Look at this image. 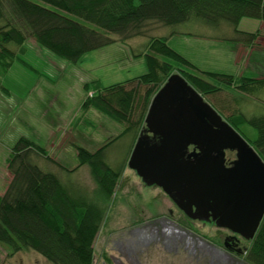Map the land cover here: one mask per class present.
Returning <instances> with one entry per match:
<instances>
[{
    "label": "trees",
    "instance_id": "16d2710c",
    "mask_svg": "<svg viewBox=\"0 0 264 264\" xmlns=\"http://www.w3.org/2000/svg\"><path fill=\"white\" fill-rule=\"evenodd\" d=\"M38 1L0 0V72L19 60L29 39L74 64L119 41L149 39L146 51L136 56L144 58L145 75L110 87L100 81L84 87L93 95L84 102L83 111L93 108L117 123H128L122 136L131 133L133 127L144 129L154 96L177 71L205 99L212 97L215 103V98L230 88L247 93L264 85V80L257 78L242 77L238 81L232 75L203 71L174 50L168 37L150 36L149 28L174 29L193 20L212 27L227 24L235 32L230 41L250 47L256 44L260 32L239 31L238 27L245 18L264 22V0ZM142 87L146 88L143 96ZM134 117L138 120L133 123ZM225 120L264 160V115L234 111ZM109 147L107 144L95 153L78 148L80 167L90 168L97 185L91 200L90 194L72 189L61 178L64 173L70 174L63 168L48 163L47 170L40 166L38 156L52 162L40 144L25 137L19 139L7 160L12 179L0 196V244L12 255L34 251L51 264H96L94 245L105 218L103 202L114 196L121 177V170L105 161ZM245 262L264 264V219L248 245Z\"/></svg>",
    "mask_w": 264,
    "mask_h": 264
},
{
    "label": "rangeland",
    "instance_id": "374dc122",
    "mask_svg": "<svg viewBox=\"0 0 264 264\" xmlns=\"http://www.w3.org/2000/svg\"><path fill=\"white\" fill-rule=\"evenodd\" d=\"M260 22V20L245 18L240 22L238 30L256 33ZM150 31V36L160 37H169L177 32L188 34L195 39H203L205 45H210L216 40L235 37L234 29L227 24L212 27L200 20H193L174 29L162 28L160 31V28L154 30L150 28ZM261 36L255 45L250 47L242 45V50L241 48L240 52L238 50L239 60L244 59L242 63L247 65L248 69L250 66L251 69L241 73L240 68L233 69L227 59L225 71L228 73H225L226 75H232L238 81L242 80V77L264 80V35ZM116 38L119 41V38ZM148 41V38H138L128 42L119 41L115 45L87 54L77 64L56 56L38 45L34 39L26 42L22 47L23 52L19 60L5 72H0L2 73L0 75V107L1 112H6L7 117L4 122H0L2 123L0 125V196L4 195L12 179L7 164L11 148L22 137L38 142V136L44 130L40 107L45 106L42 109L47 115L54 116L57 113V116H60V106L55 103L56 99L50 100L51 97L58 95L48 94L45 98L40 96L39 91L42 89L41 83L49 82L50 77H55L57 89L64 90L62 96H68L70 106L76 111L73 117L77 115L81 117V123L86 126L83 129L76 128L74 132H68L67 135L65 130L54 128L55 134L51 135L46 143L39 142L52 162L40 156L36 158V161L42 164L44 162L55 164L58 168H63L62 165H64L72 173L69 175L64 173L61 178L69 182L72 189L80 188L90 194L91 200L95 196L97 185L90 168L80 167L78 148L95 153L110 144L105 161L113 169L121 170L116 193L109 201L103 202L105 218L94 245L95 263L234 264L216 253L217 258L214 256L215 252L209 250V241L216 231L214 226H204L202 223L189 221L160 188L146 186L138 175L129 169L131 154L142 132L140 127H133L131 133L122 136L128 123H117L93 108L87 111L82 109L83 102L93 95V92L87 93L84 90L87 84L100 81L104 87H110L147 73L144 58L136 56L146 51ZM180 41L173 40V46L198 60L196 56L200 49L196 43L201 42L190 40L192 44H184V40ZM18 51L20 50H17V53ZM206 55L199 56L202 59L200 66L213 62L211 57ZM260 57H262V72L258 66ZM216 61L219 62V60ZM195 62L198 64V61ZM211 68L214 67L209 69ZM174 74L180 73L177 71ZM2 87L6 88L10 94L1 92ZM145 89V87L141 88L142 96ZM215 99L217 103L212 97H206L205 100L224 119L234 111L242 112L247 116L264 115V85L255 87L247 93L233 87L229 89V92H222L219 98ZM41 100L44 102L43 105ZM25 106H27V112L23 110V108L26 109ZM2 117L4 118L3 114ZM137 120L134 117L132 122ZM227 159L234 160L235 155L229 153ZM165 219H171L172 222ZM238 263L243 264V262H235V264ZM0 264L51 263L30 250L12 255L6 246L0 244Z\"/></svg>",
    "mask_w": 264,
    "mask_h": 264
},
{
    "label": "water",
    "instance_id": "95a60500",
    "mask_svg": "<svg viewBox=\"0 0 264 264\" xmlns=\"http://www.w3.org/2000/svg\"><path fill=\"white\" fill-rule=\"evenodd\" d=\"M128 167L191 220L250 241L264 219V160L180 74L154 96Z\"/></svg>",
    "mask_w": 264,
    "mask_h": 264
},
{
    "label": "crops",
    "instance_id": "0c3cea01",
    "mask_svg": "<svg viewBox=\"0 0 264 264\" xmlns=\"http://www.w3.org/2000/svg\"><path fill=\"white\" fill-rule=\"evenodd\" d=\"M149 28H153V30H154L156 28H159V26L153 25ZM258 31H260L262 33L261 37H263V35H264V22L263 21L260 22V25H259L258 30L256 32H258ZM249 33H251V32H249ZM168 39H169L170 46L174 50L179 52L181 55H183L185 58H187L189 61H191L194 65H196L198 68H200L203 71L216 72V73H221V74L222 73H224V74L228 73V71H225V68H226L225 63L227 62V59H228L229 65L232 66L233 69H236L235 67L240 68V71H242L241 73H243V71L246 69H247L246 72L251 69L250 66L248 69L247 65H244L242 63L244 59L239 60L238 57L240 54H238V50H239V52L242 50V48H241L242 45L241 44L234 45L235 43H233V42L231 43L230 40L232 39V37L231 38H224L223 40H216L214 43H212L210 45L209 44L205 45L203 39H195V37L189 36L188 34L178 33V32L175 34H171L168 37ZM175 39L181 40L180 42H182L184 40L183 41L184 44H186V43L192 44V42L190 40H195V42L196 41L201 42V43H196L198 45V49H200V52L196 56V57H198V60L193 59L194 56H191V54H189V53L185 54V51L179 50V48L173 46L172 43H173V40H175ZM193 44H195V43H193ZM227 44H229V45H227ZM240 48H241V50H240ZM221 50H227L228 52H219ZM204 54H207L206 56L211 57V59L213 60V62L210 64H207V65L202 64L203 66L208 67L207 69L204 68L203 66L199 65L200 61L202 60V59H200L199 56L204 57ZM216 60H219V62H217ZM263 60H264V58H263ZM195 61H198V64ZM259 61L260 62L258 63V66L262 72V69H263L262 57L259 58ZM246 64H248V62ZM210 67H214V68L209 69ZM40 86H42V89L39 90L41 97H45L48 94L53 95L55 93L58 95L57 97H51L50 100L52 98L56 99L55 103L59 104L58 106H60L59 107L60 116L58 117L57 113H55L54 116L53 115H47L46 113L43 112V109H42L45 106L40 107L41 108L40 111L42 112L41 119H42V125H44L43 126L44 130L42 132H40V134L38 136L39 137V140H37L38 144H40L39 142L46 143L47 139L49 137H51V135L55 134V132H53V130H55L54 128H59L58 130H61V131L65 130L66 135L68 134V132L69 133L74 132L76 130V128H81V129L85 128L86 125H84V123H81V119H80L81 117L79 118L78 115L76 117H73V114L76 111L73 109V107L70 106L68 96L67 95L66 96L63 95L64 97L62 96V93L64 90L63 89H59V90L57 89L58 84L56 82L55 77H50L49 82L41 83ZM46 86H48V87H46ZM2 89L3 90L1 92L5 93V94H10V93L5 91L6 88L2 87ZM45 102H48V101H45ZM41 103H42V105L44 104L43 101ZM25 108L26 109L23 108V110H26V112H27V106H25ZM52 109H54V108H52ZM0 112H1V107H0ZM2 114L4 115V118L2 117ZM11 115H13V113H11ZM6 119H7L6 112L5 113L1 112L0 113V122H4ZM78 120H80V122ZM86 123L87 122H85V124ZM0 125H2V123ZM45 147L47 149L46 145H45ZM40 166L44 170L48 169L45 162L43 164L41 162ZM62 167L64 170H66V172L68 171V168H66L64 165H62ZM68 173H72V172L68 171Z\"/></svg>",
    "mask_w": 264,
    "mask_h": 264
},
{
    "label": "flooded vegetation",
    "instance_id": "af4514ba",
    "mask_svg": "<svg viewBox=\"0 0 264 264\" xmlns=\"http://www.w3.org/2000/svg\"><path fill=\"white\" fill-rule=\"evenodd\" d=\"M192 150L193 147L190 148V151ZM228 160L229 162L232 161L230 159ZM170 215H172V211H170ZM184 216L191 222H199L202 223V225L204 226L212 225L215 227L216 229L215 234L211 237V240L209 241V250L211 252H215L219 255L224 256L227 260L231 261L234 264L235 262H243V264H247L245 262V257L247 254L248 245L251 240L250 241L246 240L241 235L233 233L230 230L219 228L216 226L214 222L205 223L201 221L191 220L185 214ZM165 220H167L168 222H172L171 219H165Z\"/></svg>",
    "mask_w": 264,
    "mask_h": 264
},
{
    "label": "bare ground",
    "instance_id": "6f19581e",
    "mask_svg": "<svg viewBox=\"0 0 264 264\" xmlns=\"http://www.w3.org/2000/svg\"><path fill=\"white\" fill-rule=\"evenodd\" d=\"M215 254H216V253H214V256H216ZM216 257H217V256H216ZM217 258H218V257H217Z\"/></svg>",
    "mask_w": 264,
    "mask_h": 264
}]
</instances>
